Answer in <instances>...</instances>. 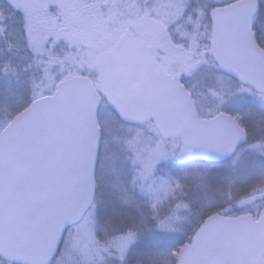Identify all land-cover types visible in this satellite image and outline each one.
I'll return each mask as SVG.
<instances>
[{
	"label": "rangeland",
	"instance_id": "obj_1",
	"mask_svg": "<svg viewBox=\"0 0 264 264\" xmlns=\"http://www.w3.org/2000/svg\"><path fill=\"white\" fill-rule=\"evenodd\" d=\"M234 1L16 0L27 11L30 45L44 57L46 74L37 98L54 94L61 81L75 76L95 83L98 55L130 32L186 84L201 117L229 113L253 134L252 143L223 164H229L226 169L180 165L179 140H164L153 123H122L104 101L98 201L69 229L51 264H176L181 247L209 216L259 217L264 208V95L223 74L211 54L210 12ZM255 30L264 47V14ZM12 88L7 85L5 93H13ZM18 114L0 117V133ZM236 187V200L219 201ZM123 224L134 225L138 235L127 233ZM0 264L12 263L0 259Z\"/></svg>",
	"mask_w": 264,
	"mask_h": 264
},
{
	"label": "water",
	"instance_id": "obj_2",
	"mask_svg": "<svg viewBox=\"0 0 264 264\" xmlns=\"http://www.w3.org/2000/svg\"><path fill=\"white\" fill-rule=\"evenodd\" d=\"M260 11L259 0L213 9L211 50L221 71L264 94V50L254 31ZM96 67L102 93L86 76L63 80L0 134V258L7 262L51 264L93 206L103 99L124 123L153 122L164 139H179V164L224 162L248 142L231 115L201 118L191 93L133 33L101 52ZM177 264H264V210L258 221L208 218Z\"/></svg>",
	"mask_w": 264,
	"mask_h": 264
},
{
	"label": "trees",
	"instance_id": "obj_3",
	"mask_svg": "<svg viewBox=\"0 0 264 264\" xmlns=\"http://www.w3.org/2000/svg\"><path fill=\"white\" fill-rule=\"evenodd\" d=\"M25 11L26 8L23 5H19L16 0H0V117L3 116V118L8 116L5 115L6 112L7 114H18L33 99L37 98V89L42 85L46 74L44 57L31 47L27 37L26 31L30 24L26 15L27 11ZM262 14H264L263 4ZM257 38L261 44L258 35ZM7 85L13 87V93H5ZM14 94H16L15 97ZM242 124L250 134L247 124L245 122ZM251 135L253 134H250V138L252 137ZM199 165L215 166L206 163H199ZM218 167L225 168L226 165L222 164L218 165ZM224 192H226V196L219 201L228 202L230 201L229 198L237 199L239 189L236 187ZM102 204L105 206L104 202ZM121 215L118 217L120 220L123 219ZM132 217L130 216V221H132ZM120 220H117V223H120ZM123 221L126 220L123 219ZM120 224L118 225L121 226ZM113 225L116 226V224ZM122 226L127 227L124 224ZM129 226L124 230L127 233L138 235V229L134 225H132V228H129ZM125 264H128V262Z\"/></svg>",
	"mask_w": 264,
	"mask_h": 264
}]
</instances>
